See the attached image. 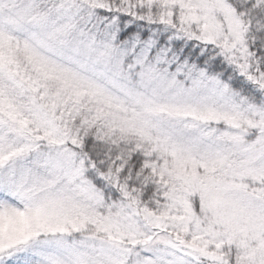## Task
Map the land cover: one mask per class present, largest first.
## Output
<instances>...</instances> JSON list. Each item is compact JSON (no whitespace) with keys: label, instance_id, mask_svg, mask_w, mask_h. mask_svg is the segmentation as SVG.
Segmentation results:
<instances>
[{"label":"snow or ice","instance_id":"obj_1","mask_svg":"<svg viewBox=\"0 0 264 264\" xmlns=\"http://www.w3.org/2000/svg\"><path fill=\"white\" fill-rule=\"evenodd\" d=\"M0 264H264V0H0Z\"/></svg>","mask_w":264,"mask_h":264}]
</instances>
